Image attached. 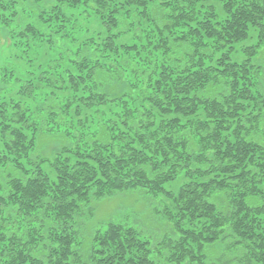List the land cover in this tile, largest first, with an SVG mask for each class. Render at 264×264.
<instances>
[{"label":"trees","instance_id":"trees-1","mask_svg":"<svg viewBox=\"0 0 264 264\" xmlns=\"http://www.w3.org/2000/svg\"><path fill=\"white\" fill-rule=\"evenodd\" d=\"M8 1L9 40L26 48L89 33L92 18L98 30L43 72V113L0 101V264H264V93L252 62L264 0H55L22 25ZM123 35L138 43L118 44ZM111 80L127 90H102ZM90 108L101 125L86 133ZM60 125L75 145L43 160L36 136ZM134 191L160 204L171 233L152 243L109 220L83 249L91 204Z\"/></svg>","mask_w":264,"mask_h":264},{"label":"rangeland","instance_id":"rangeland-1","mask_svg":"<svg viewBox=\"0 0 264 264\" xmlns=\"http://www.w3.org/2000/svg\"><path fill=\"white\" fill-rule=\"evenodd\" d=\"M18 3L15 4L14 8H22L18 13L21 16L27 14V18L19 22L20 25L27 24L28 22L35 24L36 18L41 11V9H48L55 0H16ZM8 0H0V11H4L1 14H4L6 17L12 18L10 22L11 28L4 27L0 24V101L7 100H18L22 101L21 103L28 106L32 112L38 113L40 106L45 102L47 94H49L53 89L47 87L41 77L45 75L43 73L49 69V64L54 62L57 59H62L67 57L70 53H75L79 48L81 43H84V39L87 36H90L91 33L95 34L98 30V25L95 19H90L88 21V28L90 32L87 33L84 29L81 31L71 34L75 35L68 39H59L56 47L46 45V44H34L25 47V45L20 44V42H13L9 40L8 32H16L14 28L18 30L17 24L18 21L14 19L10 12V9H3L2 6L11 8L13 4ZM8 4V5H7ZM15 11V10H14ZM162 12V11H161ZM77 18L78 11L73 12ZM11 14V17H10ZM163 14V13H161ZM146 28V26H144ZM251 41H248L250 43ZM15 43L16 46L14 45ZM118 44H133L138 43L130 35H123L118 41ZM252 44V43H251ZM21 45V46H20ZM90 53V52H89ZM64 54V56H62ZM91 54V53H90ZM235 59H239L238 54H234ZM146 54L141 53L140 58L135 59V67H142V61L145 60ZM252 62L255 66L258 67V71L255 73L257 76L254 80L257 88L264 93V44L259 45L257 48V53L253 57ZM58 71H62L58 70ZM127 73V72H126ZM125 73V74H126ZM40 76V77H39ZM46 76V75H45ZM95 78L99 81L102 80L101 75L97 74ZM125 82L135 81V77L128 73L123 78ZM32 82L34 87L33 91L26 89L28 83ZM138 88L141 87L140 84H137ZM107 90V93L114 92L122 94L127 90V87H124L123 84H120L117 81L111 80L108 85L103 84L102 90ZM17 93L21 95L18 97ZM56 95V94H54ZM51 96V95H50ZM63 94H58L56 97H62ZM113 96V95H111ZM106 108H102L105 110ZM41 111L40 113H43ZM95 113L94 108H90L85 112L87 119V129L86 133L96 132L99 129L100 118L98 115H92ZM83 117V116H82ZM39 118H41L39 116ZM63 124L62 122H60ZM65 131V128L56 127L52 131H42L38 136H36V154L39 155L43 160H50L57 152H59L64 147H72L75 145L73 136L66 137L62 132ZM103 133V130L102 132ZM182 183V177L172 183L167 184L166 188L169 190L176 189ZM92 215L91 218L88 217L85 220L81 221V236L83 240V249L86 244L90 241V234L94 228L99 227L100 225L108 222L109 220H118L128 222V224L135 227L138 231L141 232V236L146 238L152 243H157L160 240L161 236L169 235L171 233L170 226L164 221V219L157 214V211L160 209V204H156V201L148 199L147 196H143L139 191L126 192L122 194L114 195L110 198L100 199L91 204ZM97 226V227H96ZM216 249L219 247H215ZM215 249H212L214 253ZM240 257V255H236ZM230 264H239L236 258L231 260Z\"/></svg>","mask_w":264,"mask_h":264}]
</instances>
